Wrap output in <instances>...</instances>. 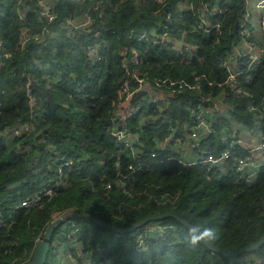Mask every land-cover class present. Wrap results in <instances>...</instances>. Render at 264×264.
<instances>
[{
    "label": "trees",
    "instance_id": "1",
    "mask_svg": "<svg viewBox=\"0 0 264 264\" xmlns=\"http://www.w3.org/2000/svg\"><path fill=\"white\" fill-rule=\"evenodd\" d=\"M53 1L55 19L47 22L37 13V0H0V53H9L0 63V264H30L36 241L57 213L86 214L121 227L172 213L220 249L256 242L264 234V168L255 183L247 184L238 176L220 178L204 166L139 162L166 128L194 125V114L203 107L211 108L206 115L213 132H200L202 148L220 151L221 135L233 129L264 133V58L248 68L240 60L243 48L234 49L248 41L264 46L247 36L252 31L245 18L247 0ZM261 17L262 12V42ZM66 19L74 25L65 27ZM23 28L32 37L39 34L38 40L21 45ZM186 33L197 41L203 62H173V50L157 38ZM236 71L241 72L234 82L240 92L224 84ZM135 75L193 85L168 102L148 103L144 95L136 101L138 113L128 126L144 141L139 153L110 136L119 130L114 121L119 90L125 82L136 86ZM161 90L166 94L167 86ZM220 105L226 106L224 112ZM151 115L159 122L140 127ZM25 126L28 132L17 136L1 133ZM67 161L70 167L58 172ZM55 180L60 184L51 195L32 207L20 206ZM68 219L78 226L77 244L92 264L96 244H106L101 241L113 232L87 217ZM116 235L104 248L108 264H250L249 256L264 257V245L228 258L211 252L172 217ZM70 238L63 225L55 229L45 264L48 259L68 263L56 253L61 248L75 255Z\"/></svg>",
    "mask_w": 264,
    "mask_h": 264
},
{
    "label": "built area",
    "instance_id": "2",
    "mask_svg": "<svg viewBox=\"0 0 264 264\" xmlns=\"http://www.w3.org/2000/svg\"><path fill=\"white\" fill-rule=\"evenodd\" d=\"M37 13L40 17L46 19L47 22L55 19V3L53 0H37ZM257 6L262 12L261 25L264 19V0H259ZM22 18V17H20ZM247 19V15H245ZM65 27H71L74 25L71 19L65 20ZM202 25L208 26V28H214L211 21L206 22L201 21ZM86 22H81L80 26L84 27ZM28 28H23L19 34V43L23 45L31 38L38 40L39 34L33 35V37L28 33ZM158 42H169L172 44V39L167 38L166 34H160L157 36ZM264 45V38L261 42ZM243 51L245 52L240 60H245L247 67L250 68L252 64L260 62L264 58V46H258L253 41L250 43L244 42L242 44ZM91 54H94V48L91 50ZM9 53H0V63L3 58H7ZM233 56L229 55L228 59ZM98 60V57H95ZM233 61V60H232ZM234 63V62H232ZM241 73L240 71L228 73L224 84L228 83L234 86L237 92H240V88L237 87L234 82H236V76ZM136 86L130 87L128 82H125L121 89L119 90V104L116 109V119L117 125L119 127L118 131H111L110 136L124 145L125 147L131 148L133 152L139 153L138 149L144 144L141 135L133 131L131 127L128 126V121L136 117L138 113V105L136 101L141 100L140 96H145L148 103L156 102L157 100L168 102L172 99L176 92L182 91L183 87L193 88V85H189L183 81H172L167 79H156L154 82H150L144 78H139L135 75ZM222 84L219 83L218 86ZM163 86H167V92L161 90ZM216 110H219L217 107ZM211 108L203 107L197 110L194 114L195 124L188 126L186 122L183 125H177L173 128H166L163 132V136L158 138L156 141L155 149H153L149 154L146 155V159H140L144 165V162H160L173 161L183 166H204L208 171H214L219 174L220 178H227L229 176H238L243 182L247 184H253L258 179L264 168V133L261 130L250 131L244 129L243 132H239L233 129L231 132L223 133L220 140L223 142L224 148L218 152L213 149L202 148L200 144V132L204 134H210L213 132V120L211 117H207L206 112L210 113ZM220 113V112H219ZM159 121L156 119L155 115H151L146 118L142 126L144 127L148 124H157ZM163 122L157 125V128H161ZM28 132V128L21 127L4 129L1 131L2 135L7 137L17 136L22 131ZM161 130L158 132L160 134ZM237 149L241 151L242 154L236 155L233 151ZM190 153L186 156L185 153ZM70 162H63L61 166H58V172H63L65 166L70 167ZM142 166L139 165V169ZM128 169H133L130 165ZM211 176H209L210 178ZM58 180L53 181L52 184L33 194L30 197L24 198L20 202L21 207H32L36 205L41 198L51 195L52 190L59 186ZM109 187V185H107ZM59 222V226L63 225L64 231L68 233L72 238H70L71 247L75 248V255L72 252L62 251L59 253L67 264H90L86 260V255L84 252V247L78 243L76 232L78 226L75 222H69V219H65L63 215L62 218L56 220L54 223ZM68 222V223H67ZM2 223H0V226ZM105 238H110L105 236ZM110 246V245H108ZM104 251V249H103ZM101 251H96L93 256L92 264H106L103 257L100 255ZM264 254V251H263ZM248 261L250 264H264V257L249 256Z\"/></svg>",
    "mask_w": 264,
    "mask_h": 264
},
{
    "label": "water",
    "instance_id": "3",
    "mask_svg": "<svg viewBox=\"0 0 264 264\" xmlns=\"http://www.w3.org/2000/svg\"><path fill=\"white\" fill-rule=\"evenodd\" d=\"M74 217H87L95 225L101 228H104L110 232L116 233V234L129 233L137 229H140L141 227H143L146 223L150 221L159 220L164 217H172L175 220H177L182 226L190 230L193 233V235L196 237V239L199 240L208 250L214 253H218L225 258L235 257L241 253L255 252L264 245V234H263L262 236H260V238L256 242L252 244H247V245L238 247L233 250L220 249L216 245H214L212 242H210L204 236V234L199 229H197L194 225L190 224L187 220L181 218L180 216L176 214H172V213L149 216L141 220L138 223H135L133 225L126 226V227L115 226L109 222L96 219L86 214L66 215L65 219L74 218ZM58 226H59V222L57 223L52 222L49 224V226H47V228L45 229L41 237L36 241L30 264H45L46 263L47 254L51 247L52 236H53L55 229Z\"/></svg>",
    "mask_w": 264,
    "mask_h": 264
},
{
    "label": "crops",
    "instance_id": "4",
    "mask_svg": "<svg viewBox=\"0 0 264 264\" xmlns=\"http://www.w3.org/2000/svg\"><path fill=\"white\" fill-rule=\"evenodd\" d=\"M255 3L256 0H247V11L250 12V15L247 16V20L250 23L251 30L253 37L261 43V26H260V11H258L255 8ZM253 8V9H252ZM172 39V37H170ZM169 45V49L173 50L175 58L173 62H182V63H189L192 62L193 60L203 62V59L201 56H199V46L197 41H194L192 39V35H188V33L179 35L175 39H172V44L167 42ZM242 48V44H238L237 46L234 47L236 50L237 48ZM236 65V64H235ZM171 100V99H170ZM226 106L220 105V110L225 111ZM190 153H185L186 156H189ZM59 257V253L57 254V259Z\"/></svg>",
    "mask_w": 264,
    "mask_h": 264
},
{
    "label": "rangeland",
    "instance_id": "5",
    "mask_svg": "<svg viewBox=\"0 0 264 264\" xmlns=\"http://www.w3.org/2000/svg\"><path fill=\"white\" fill-rule=\"evenodd\" d=\"M259 0H256V3H255V8L258 10V11H260V8L257 6V2H258ZM253 9V8H252ZM246 30V29H245ZM248 35L247 36H250V35H253L252 34V31H248V33H247ZM251 41H248L247 43H250ZM254 42V41H253ZM63 215L64 216H66V215H68V214H65V213H57V216H55L54 218H53V222H55L56 220H58V219H60V218H62L63 217ZM140 229H137V230H135L134 232H131V233H135V232H138ZM116 234V233H115ZM115 234L113 233V235H107V236H109L110 238H104L101 242H103V243H106V244H103V245H101V243H97L96 244V248H95V250L96 251H101V253H100V255L103 257V260L106 262V264H108L109 263V261H111V259L105 254L106 252H108V250L106 251V249H104L106 246H108V245H110V246H112V244H114L115 242L113 241L115 238L117 239V238H119V235H116L115 236ZM112 236V237H111ZM58 242H60L61 240L59 239V240H57ZM103 249H104V251H103ZM58 253H62V250H61V248L59 249V251H57V253L56 254H58ZM108 259H109V261H108ZM48 264H51V262H50V259H48Z\"/></svg>",
    "mask_w": 264,
    "mask_h": 264
},
{
    "label": "clouds",
    "instance_id": "6",
    "mask_svg": "<svg viewBox=\"0 0 264 264\" xmlns=\"http://www.w3.org/2000/svg\"><path fill=\"white\" fill-rule=\"evenodd\" d=\"M209 233L205 232V235H208Z\"/></svg>",
    "mask_w": 264,
    "mask_h": 264
}]
</instances>
